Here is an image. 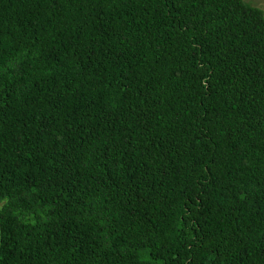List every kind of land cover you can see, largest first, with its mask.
<instances>
[{
    "label": "trees",
    "instance_id": "trees-1",
    "mask_svg": "<svg viewBox=\"0 0 264 264\" xmlns=\"http://www.w3.org/2000/svg\"><path fill=\"white\" fill-rule=\"evenodd\" d=\"M0 264H264V11L0 0Z\"/></svg>",
    "mask_w": 264,
    "mask_h": 264
},
{
    "label": "rangeland",
    "instance_id": "rangeland-1",
    "mask_svg": "<svg viewBox=\"0 0 264 264\" xmlns=\"http://www.w3.org/2000/svg\"><path fill=\"white\" fill-rule=\"evenodd\" d=\"M248 3L261 8L264 11V0H246Z\"/></svg>",
    "mask_w": 264,
    "mask_h": 264
}]
</instances>
